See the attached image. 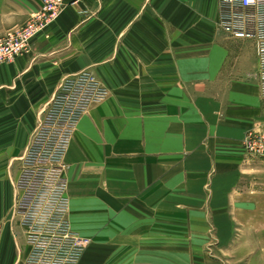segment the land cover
<instances>
[{"label":"crops","instance_id":"1","mask_svg":"<svg viewBox=\"0 0 264 264\" xmlns=\"http://www.w3.org/2000/svg\"><path fill=\"white\" fill-rule=\"evenodd\" d=\"M29 49L0 64V264L28 252L15 210L21 157L57 86L89 69L109 95L63 157L78 264H264V130L252 37L218 0H66ZM40 0H0V36Z\"/></svg>","mask_w":264,"mask_h":264},{"label":"built area","instance_id":"2","mask_svg":"<svg viewBox=\"0 0 264 264\" xmlns=\"http://www.w3.org/2000/svg\"><path fill=\"white\" fill-rule=\"evenodd\" d=\"M65 0H40L36 13L0 36V64L26 52L32 38L60 14ZM218 25L234 37L255 40L259 90L264 97V0H218ZM109 91L89 69L66 76L57 86L21 157L15 210L31 244L24 264H78L88 239L68 219L63 157L81 115ZM247 154L264 158V130L250 129L241 140Z\"/></svg>","mask_w":264,"mask_h":264},{"label":"rangeland","instance_id":"3","mask_svg":"<svg viewBox=\"0 0 264 264\" xmlns=\"http://www.w3.org/2000/svg\"><path fill=\"white\" fill-rule=\"evenodd\" d=\"M66 3H67V1L65 0L64 7H65ZM64 7H63V8H64ZM62 10H63V9H62ZM61 12H62V11H61ZM61 12H60V13H61ZM27 20H28V19H27ZM27 20H25L24 23H25ZM24 23H23V24H24ZM23 24H21V25H19V26H16V27H13V28L7 30V31L5 32V34L8 33V31H11V30H14V29L19 28V27L22 26ZM5 34H4V35H5ZM2 36H3V35H2ZM19 222H20V225L22 226V228H23V230H24L26 243H27V245H28V252H27V255H28V253H29V251H30V248H31V244L27 242V228H26V226H24V225L21 223V221H20V216H19ZM84 238H86V237H84ZM87 239H88V238H87ZM88 244H89V239H88L87 245H88ZM87 245H86V247H87ZM86 247H85V249H86ZM84 251H85V250H84ZM27 255H26V257H27ZM26 257H25V259H26ZM25 259H24V262H25ZM23 264H24V263H23Z\"/></svg>","mask_w":264,"mask_h":264}]
</instances>
